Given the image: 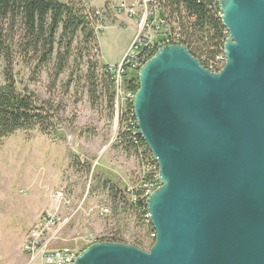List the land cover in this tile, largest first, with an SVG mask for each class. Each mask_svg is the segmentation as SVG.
Wrapping results in <instances>:
<instances>
[{
    "label": "water",
    "instance_id": "1",
    "mask_svg": "<svg viewBox=\"0 0 264 264\" xmlns=\"http://www.w3.org/2000/svg\"><path fill=\"white\" fill-rule=\"evenodd\" d=\"M225 62L183 43L138 68L132 106L159 185L148 250L102 240L73 264H264V0H219Z\"/></svg>",
    "mask_w": 264,
    "mask_h": 264
},
{
    "label": "rangeland",
    "instance_id": "2",
    "mask_svg": "<svg viewBox=\"0 0 264 264\" xmlns=\"http://www.w3.org/2000/svg\"><path fill=\"white\" fill-rule=\"evenodd\" d=\"M79 4L86 12L102 13V24L94 25L96 17L91 19L96 35L89 53L79 44L81 37L74 40L72 56L59 73L56 49L46 63L25 62L20 52L14 54L16 89L33 95L53 114V129L16 130L0 139V264H43L30 260L23 246L31 227L44 216L55 219L49 233L56 238L50 247L69 246L80 252L94 242L118 237L126 244L140 242L148 250L154 240L147 207L145 213H137L133 193L147 172L158 174L156 161L149 150L128 147L119 136L124 124L118 108L132 105L138 69L121 75V95L116 107L114 94L112 109L101 80L98 98L90 102L87 62H96L95 74L100 77L103 66L121 60L138 32H150L160 40L168 26L176 25L170 18L158 26L161 11L149 0H80ZM122 4L125 7H119ZM131 5L133 15L126 11ZM16 31L18 41L20 30ZM3 65L0 58V85ZM113 86L115 92L114 81Z\"/></svg>",
    "mask_w": 264,
    "mask_h": 264
},
{
    "label": "trees",
    "instance_id": "3",
    "mask_svg": "<svg viewBox=\"0 0 264 264\" xmlns=\"http://www.w3.org/2000/svg\"><path fill=\"white\" fill-rule=\"evenodd\" d=\"M149 1L161 11L160 16L168 22L171 18L175 23L180 33V43L185 44L205 68H210V63L223 53V43L227 37V30L220 20L219 0ZM79 3L80 0H0V58L4 62L3 83L0 85V139L16 130L38 127L42 133H50L53 129V114L40 105L33 95L16 89L14 54L15 51L20 52L25 62L34 59L38 63H46L56 49L55 60L59 73L72 56L74 40L81 37L78 42L89 53V44L95 39L89 17L93 11L86 12ZM17 28L20 30L18 41L15 40ZM87 63L90 102L94 104L97 100V85L101 80L106 102L113 109V79L106 72L99 77L95 74L96 62L90 59ZM119 118L124 124L119 134L121 141L128 147L141 146L148 152L140 134L133 135L131 129L127 128L126 115ZM110 190L113 192L114 186ZM134 194L138 195L139 191L136 190ZM134 208L137 213L146 211L145 203L140 199L134 202ZM149 228L154 232L150 222ZM106 240L124 242L118 237ZM132 245L145 249L140 242Z\"/></svg>",
    "mask_w": 264,
    "mask_h": 264
},
{
    "label": "built area",
    "instance_id": "4",
    "mask_svg": "<svg viewBox=\"0 0 264 264\" xmlns=\"http://www.w3.org/2000/svg\"><path fill=\"white\" fill-rule=\"evenodd\" d=\"M119 7H125L123 4ZM129 15L135 14L134 5L126 8ZM96 17V21L93 22L94 25L98 22L102 24V13L100 11L94 10L89 17L92 19ZM98 18V20H97ZM166 24L165 18H158L157 25ZM93 25V27H94ZM150 32H138L131 42L130 49H128L122 56L121 60L114 65L107 64V73L113 79L116 85L115 91V101L116 107L117 102L121 95V75H123L127 69L137 70L139 66L149 57H151L154 52L163 45L180 43V33L175 27H169L165 29L160 40L153 39V35ZM96 35V34H95ZM153 39V40H152ZM225 62L224 54H220L216 57L215 61L210 64V71H219ZM217 68L219 70H217ZM133 98V94H130V99ZM132 104V100L130 101ZM133 109L132 105L119 106V115H126L127 118V128L131 129L132 134L138 133L136 121H130V111ZM119 116V117H120ZM155 160V159H154ZM147 175V177H145ZM159 176L155 172H147L141 179V184L139 185V194H134V199H140L146 204V199L148 195L154 190L158 185ZM57 197L63 199L61 193L57 194ZM106 209H103V211ZM55 224V219L52 217L44 216L39 222L35 223L29 230L26 243L23 246V250L27 252L30 260L40 259L43 264H73L78 251L69 246H55L50 247L53 240L56 238V234L49 233L50 227ZM152 236V234H151Z\"/></svg>",
    "mask_w": 264,
    "mask_h": 264
},
{
    "label": "bare ground",
    "instance_id": "5",
    "mask_svg": "<svg viewBox=\"0 0 264 264\" xmlns=\"http://www.w3.org/2000/svg\"><path fill=\"white\" fill-rule=\"evenodd\" d=\"M103 70L107 73V65L104 66ZM130 121H136L134 109H131L130 111ZM152 236L155 237V233H153Z\"/></svg>",
    "mask_w": 264,
    "mask_h": 264
},
{
    "label": "crops",
    "instance_id": "6",
    "mask_svg": "<svg viewBox=\"0 0 264 264\" xmlns=\"http://www.w3.org/2000/svg\"><path fill=\"white\" fill-rule=\"evenodd\" d=\"M134 36V35H133ZM133 38V37H132Z\"/></svg>",
    "mask_w": 264,
    "mask_h": 264
}]
</instances>
